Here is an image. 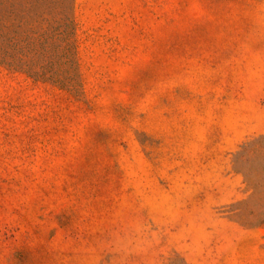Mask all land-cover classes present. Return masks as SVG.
Masks as SVG:
<instances>
[{"label":"rangeland","instance_id":"374dc122","mask_svg":"<svg viewBox=\"0 0 264 264\" xmlns=\"http://www.w3.org/2000/svg\"><path fill=\"white\" fill-rule=\"evenodd\" d=\"M6 12L73 18L79 92L0 66V264H264V0Z\"/></svg>","mask_w":264,"mask_h":264},{"label":"trees","instance_id":"16d2710c","mask_svg":"<svg viewBox=\"0 0 264 264\" xmlns=\"http://www.w3.org/2000/svg\"><path fill=\"white\" fill-rule=\"evenodd\" d=\"M39 18L16 21L10 12L0 18V66L77 94L73 18Z\"/></svg>","mask_w":264,"mask_h":264}]
</instances>
